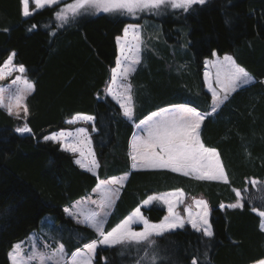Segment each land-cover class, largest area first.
<instances>
[{"label": "trees", "instance_id": "16d2710c", "mask_svg": "<svg viewBox=\"0 0 264 264\" xmlns=\"http://www.w3.org/2000/svg\"><path fill=\"white\" fill-rule=\"evenodd\" d=\"M69 1L23 17L21 0H0V65L15 52L14 64H23L24 77L34 84L26 98V118L0 108V264H9L12 245L38 231L46 214L53 220L52 244L62 243L69 256L96 240L93 229L63 210L88 195L97 180L125 173L128 179L107 217L105 232L149 195L182 189L183 204L195 198L208 203L214 235L205 237L187 224L156 238L158 264H192L193 258L200 264H250L264 258V232L252 211H264V0H207L188 12L172 10L158 19V38L150 42L142 37L141 63L130 77L132 121L104 89L115 65V38L125 24L142 21L102 13L69 18L59 26L54 12ZM213 52L231 53L257 81L233 93L202 125V141L218 149L229 182L198 181L170 170H131L128 146L135 123L173 105L208 112L211 98L203 88L202 71L203 60ZM76 114L95 117L91 142L100 165L97 176L81 170L58 143L43 140L67 128ZM25 123L32 132H16ZM251 178L262 187L247 185ZM233 189L241 191L243 208L227 207L237 200ZM222 203L226 207L220 208ZM142 212L158 222L165 207L154 202ZM139 247V252L135 246L97 247L93 264H135L144 256L145 246Z\"/></svg>", "mask_w": 264, "mask_h": 264}, {"label": "snow or ice", "instance_id": "6c2138e0", "mask_svg": "<svg viewBox=\"0 0 264 264\" xmlns=\"http://www.w3.org/2000/svg\"><path fill=\"white\" fill-rule=\"evenodd\" d=\"M207 0H73L72 3L58 7L54 17L60 22V26L66 24L69 16L75 18L81 14H87L90 10L105 13H121L129 16H137L142 12L158 14L162 9L171 8L188 12L194 5H204ZM22 14L25 17L34 14L36 10L45 7L59 6L61 0H31L34 9H30V0H21ZM35 27V26H33ZM7 31V29H5ZM119 47V55L115 61V67L111 69V80L107 92L112 99L119 104L123 115L129 120L134 115V100L132 85L129 77L136 71L137 65L141 63V48L143 44L142 33L138 25H128L123 29V36L116 38ZM16 53L12 52L0 65V80L17 75L11 81V86L5 88L0 86V108L7 110L9 115L17 118H26L29 109L26 104L27 96L34 90V84L22 74L26 72L23 64H14ZM216 55L215 52L212 53ZM206 71L204 73L208 91L211 93V110L208 112L198 111L196 107L188 104L173 105L168 109L153 112L140 122L137 127L142 128L143 135H137L130 144L129 156L132 160V169H160L170 170L173 173L192 177L198 181H223L228 183V176L222 164L220 154L214 147H207L201 138L202 125L204 121L213 114L229 99L231 94L239 89L246 88L256 83L255 77L241 66L232 55L217 57L215 60L205 61ZM214 69V74L210 71ZM92 122L93 130L95 117L86 114H77L68 123L77 121ZM16 132L20 134L31 133L32 129L24 124L18 127ZM44 141H53L61 145L66 152L79 153L80 159L75 161L82 168L94 172L100 165L96 160L95 153L91 148V138L86 128H77L75 132L61 130L43 137ZM129 173L121 177H113L110 180L100 181L94 191L100 193V201H92L98 210L77 211L65 208L64 211L71 217L77 215V223H83L91 227L100 239L85 243L82 248H77L70 256L66 253L62 243L58 244L52 251H47L48 245L40 246L38 237H29L30 248L25 250L24 242L20 241L12 245L8 252L11 264H93L96 249L99 245L108 247L129 248L135 246L137 252L139 246H145L144 256L136 260L135 264H143L145 259L149 264H158V253L154 250L157 244L156 238L177 229H183L185 224H190L197 232H202L205 237H213L214 233L209 223L208 203L203 199L194 200L198 212L193 213L190 207L185 211L187 219L182 216L177 207L184 203L185 193L182 189L172 192L149 195L136 207L121 223L111 231L105 232L104 224L115 200L119 196L120 189L128 179ZM253 187H258L261 182L252 179ZM118 185L119 187H113ZM237 200L228 204L229 208H243V197L241 191L233 189ZM264 200V195L260 197ZM154 202L167 206V215L160 223H152L147 219L142 207L151 206ZM226 207L223 203L220 208ZM257 212L260 219V231L264 232V211L252 208ZM142 224L143 229L134 230L132 225ZM148 249H153L149 253ZM121 255L124 252L121 251ZM206 255V254H205ZM192 264H200L197 258L192 259ZM256 264H264V259L256 261Z\"/></svg>", "mask_w": 264, "mask_h": 264}, {"label": "rangeland", "instance_id": "374dc122", "mask_svg": "<svg viewBox=\"0 0 264 264\" xmlns=\"http://www.w3.org/2000/svg\"><path fill=\"white\" fill-rule=\"evenodd\" d=\"M61 1H65V0H61ZM73 2V0H70L69 2H67V3H65V4H68V3H72ZM172 10H178V9H171V8H165V9H162L158 14H153V13H150V12H142V13H139L137 16H135V17H133V16H129V15H126V14H121V13H105V12H102V11H100V12H97V11H95V10H90L87 14H81V15H88V16H95V15H98V14H102V13H104V14H113V15H121V16H125V17H128L129 19H132V20H139V21H142V24L140 25V26H143L144 27V29H143V31L145 32H143L142 33V37L143 36H148V38H150V39H155V38H158V33H159V31H158V29L160 30V23L158 22V19H160V18H162L165 14H167L168 12H170V11H172ZM81 15H78V16H76L75 18H78L79 16H81ZM69 18H72L71 17V15L69 16ZM151 21V22H146V21ZM56 22H57V24L60 26V22L59 21H57L56 20ZM137 24V23H134V22H129V24ZM157 23V24H156ZM128 24V23H127ZM126 25V24H125ZM152 28V29H151ZM123 30V29H122ZM157 33V34H156ZM116 51H117V49H116ZM116 54H117V52H116ZM7 59V58H6ZM5 59V60H6ZM4 60V61H5ZM17 75H21L20 73H18V72H14L11 76H9V77H7L6 79H4V80H0V86H3V87H5V88H8V87H10L11 86V81L13 80V79H15V77L17 76ZM23 75V74H22ZM24 76V75H23ZM170 108H171V106H170ZM161 109H164V108H161ZM161 109H159V111L161 110ZM165 109H168L167 107L165 108ZM155 112H158V111H155ZM69 120H72V119H69ZM68 120V121H69ZM130 121H132V120H130ZM83 121L81 120V121H77L76 123H72V124H69L68 122V126H67V128H65V129H61V130H70V131H74L75 132V130L77 129V128H81V127H83V128H86L87 130H88V135L90 136V135H92L90 132H95V130L93 131V129H92V126H89L88 127V125H85L84 123H82ZM140 122L141 121H139V122H137V123H135L134 125H133V128H134V132H135V134H137V135H143V134H145V133H143L142 132V128H140V127H137L138 125H140ZM80 126V127H79ZM61 130H58V131H61ZM58 131H55V132H58ZM53 133V132H52ZM51 134V133H50ZM50 134H48V135H50ZM90 138H91V136H90ZM134 138H135V135H134ZM53 142V141H52ZM54 143H56V142H54ZM59 147H60V149H62V147H61V145L59 144ZM91 148H92V150H93V147H92V142H91ZM63 150V149H62ZM93 152H94V150H93ZM68 153H70V152H68ZM71 155H72V153H70ZM74 154V156H77V157H79L80 156V154L79 153H73ZM96 156V155H95ZM72 157H73V155H72ZM97 158V157H96ZM130 161H131V165H132V160L130 159ZM131 170H134V169H132V167L130 168ZM135 170H145V169H135ZM147 170H160V169H147ZM179 174V173H178ZM180 175H182V174H180ZM121 176H123V175H119V176H115V177H121ZM114 177V176H113ZM113 177H110V178H108V179H106V180H110L111 178H113ZM106 180H98V182H97V185L99 184V182L100 181H106ZM97 185L95 186V188L94 189H96V187H97ZM113 187H119L118 185H113ZM94 189L88 194V195H86L85 197H83V198H81V199H79V200H77V201H75L74 203H72L70 206H68V207H65V208H70V209H72L74 212L75 211H77V206L79 207V209L81 210V211H85V212H87V211H91V210H98L97 209V205L96 204H93L92 203V201H97V202H99L100 201V199H101V197H100V193H98V192H96V191H94ZM161 194V193H160ZM153 195V194H152ZM154 195H157V194H154ZM242 196V195H241ZM147 199V198H146ZM116 201V200H115ZM162 204V203H161ZM142 205V203L139 205V206H141ZM163 205V204H162ZM164 207H165V215H167V206L166 205H163ZM188 207H190L191 209H192V212L193 213H196V212H198L199 211V209L196 207V205H195V203H194V201L192 200L191 201V203L190 204H180L178 207H177V211L182 215V216H184L185 217V219H187V215H188V213L185 211V209L186 208H188ZM64 208V209H65ZM143 208H145V207H142L141 208V211H142V209ZM64 211V210H63ZM111 212V211H110ZM133 212V211H132ZM131 212V213H132ZM64 213H65V211H64ZM130 213V214H131ZM129 214V215H130ZM65 215L67 216V217H69V218H71L73 221H75L76 223H77V220L78 219H83V217L82 216H79V215H77L76 217H71V216H69V215H67L66 213H65ZM128 215V216H129ZM164 215V216H165ZM163 216V217H164ZM163 217H162V219L160 220V221H158V222H153V221H150V222H152V223H160L162 220H163ZM126 218V217H125ZM124 218V219H125ZM123 219V220H124ZM107 220V219H106ZM122 220V221H123ZM121 221V222H122ZM53 222V220H52V217H51V215L50 214H46V215H44L42 218H41V220H40V222H39V230L38 231H33L26 239H24V240H22L23 242H24V248H25V250L27 251V250H29V248H30V241H29V237H38V243L40 244V246H44V245H48L49 247L47 248V251H52L53 249H55L56 247H57V245L59 244V243H56V245H53L52 243V240H51V238L49 237L50 235H51V232H50V228H51V223ZM121 222H119V223H121ZM118 223V224H119ZM80 224H83V223H80ZM117 224V225H118ZM83 225H85V224H83ZM116 225V226H117ZM185 225H187V223L185 224ZM190 227H191V225L190 224H188ZM85 226H87V225H85ZM115 226V227H116ZM132 227H133V229L134 230H137V231H140V230H142L143 229V225L142 224H134V225H132ZM91 228V227H90ZM192 228V227H191ZM92 229V228H91ZM94 230V229H93ZM95 231V230H94ZM111 231V230H110ZM98 239H100V237L98 236V238L96 239V240H98ZM103 247V246H105V245H99L98 247Z\"/></svg>", "mask_w": 264, "mask_h": 264}, {"label": "crops", "instance_id": "0c3cea01", "mask_svg": "<svg viewBox=\"0 0 264 264\" xmlns=\"http://www.w3.org/2000/svg\"><path fill=\"white\" fill-rule=\"evenodd\" d=\"M62 2V1H61ZM21 9H22V3H21ZM30 9H34V4H32L31 3V0H30ZM23 15V14H22ZM23 17H25V16H23ZM146 22H151V21H146ZM128 25H138L139 26V28H140V30H141V33H143L144 31H143V29H144V27L143 26H140L139 24H126L124 27H123V29L126 27V26H128ZM145 33V32H144ZM119 36H123V30H122V32H121V34L119 35ZM118 37V36H117ZM116 37V38H117ZM116 38H115V44H116V49H117V54H116V58H117V56L119 55V47H118V45H117V43H116ZM144 38L146 39V40H148V41H150V42H153L154 41V39L152 40V39H150V38H148V36H144ZM156 39V38H155ZM231 55V53H225V54H223V55H215V56H213L212 54H211V56L209 57V58H206V59H204L203 60V71H202V81H203V88H204V90L209 94V96H210V98H211V93L208 91V86H207V83L205 82V78H204V73H205V71H206V65H205V61H209V60H215V59H217V57H219V58H223V56L224 55ZM140 56H141V53H140ZM116 58H115V61H116ZM114 67H115V65H114ZM137 67H138V65H137ZM112 69V68H111ZM111 69H110V76H109V80H108V82H107V85H106V87H105V89H104V91H105V94L120 108V106H119V104H117L116 103V101L115 100H113L112 99V96H110L109 94H108V92H107V88H108V85H109V82H110V80H111ZM210 71L214 74V72H215V70L214 69H210ZM132 75V74H131ZM131 77V76H130ZM130 77H129V82H130ZM262 82H263V84H264V79H262ZM232 95V94H231ZM211 103H212V101L210 100V107H209V109H208V111H210L211 110ZM222 107V106H221ZM220 107V108H221ZM166 107H164V109H165ZM167 108H170V106H167ZM220 108L217 110V112L220 110ZM4 109V108H3ZM6 112H7V110L6 109H4ZM120 110H121V112H122V114H123V110L120 108ZM155 111H158L159 112V110H155ZM155 111H153V112H155ZM199 111V110H198ZM153 112H151V113H153ZM150 113V114H151ZM150 114H148L147 116H149ZM77 115V114H76ZM76 115H74V116H72L70 119H73ZM214 115V114H213ZM124 116V115H123ZM147 116H145L142 120H144ZM124 118H126L125 116H124ZM127 120H129L128 118H126ZM142 120H140V121H142ZM130 121V120H129ZM68 122V121H67ZM82 123H84L85 125H88V127L89 126H92V129H93V123L92 122H82ZM80 127V126H79ZM94 131V130H93ZM74 132V131H73ZM91 134L93 133V132H90ZM134 135H135V137L137 136V134H135V132H134V129H133V132H132V135H131V137H130V140H129V146H128V154H129V151H130V144H131V142H132V140L134 139ZM91 136V135H90ZM215 148V147H214ZM217 149V148H216ZM64 151V150H63ZM217 151H218V149H217ZM219 152V151H218ZM71 153V152H70ZM72 155H73V161H74V163H75V161L77 160V159H80L81 157L79 156V157H77V156H74V154L72 153ZM96 157V156H95ZM220 158H221V156H220ZM129 159H131L130 158V156H129ZM96 160L98 161V159L96 158ZM221 161H222V158H221ZM99 163V162H98ZM76 164V163H75ZM222 164H223V162H222ZM81 170H83V171H86V172H88V173H90V174H92V175H95V176H97V169H95L94 170V172H90V171H88L86 168H82V167H80V165H78V164H76ZM223 166H224V164H223ZM130 168H131V161H130ZM190 178H192V177H190ZM253 178H251V179H248V180H246V184L247 185H250L253 189H258L259 187H262V182H261V184L258 186V187H253L252 186V184H251V180H252ZM256 180H258V179H256ZM259 181V180H258ZM97 182H98V180H97ZM210 182H217V183H224L223 181H210ZM170 192H172V191H170ZM165 193H168V192H165ZM161 194H163V193H161ZM242 195V194H241ZM197 199H202V198H195V199H193V201L194 200H197ZM204 200V199H203ZM255 214H257V212H254ZM258 215V214H257ZM259 217V216H258ZM259 219H261L260 217H259ZM259 225H260V223H259ZM75 252V251H74ZM262 259H264V258H262ZM258 261V260H257ZM9 264H11V262H10V260H9ZM250 264H256V261L255 262H253V263H250Z\"/></svg>", "mask_w": 264, "mask_h": 264}]
</instances>
